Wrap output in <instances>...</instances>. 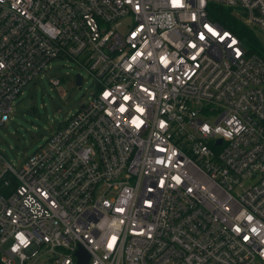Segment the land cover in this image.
Masks as SVG:
<instances>
[{"label":"built area","instance_id":"1","mask_svg":"<svg viewBox=\"0 0 264 264\" xmlns=\"http://www.w3.org/2000/svg\"><path fill=\"white\" fill-rule=\"evenodd\" d=\"M220 7L264 31V0H0V125L55 59L96 83L0 168V263L264 264V58Z\"/></svg>","mask_w":264,"mask_h":264},{"label":"rangeland","instance_id":"2","mask_svg":"<svg viewBox=\"0 0 264 264\" xmlns=\"http://www.w3.org/2000/svg\"><path fill=\"white\" fill-rule=\"evenodd\" d=\"M251 29L264 45V31L255 26ZM51 64L52 70L43 72L24 88L23 94L13 104L8 122L0 125V168H5L7 163L20 167L88 100L96 88L95 79L74 60L55 59ZM79 72L85 76L81 88L74 79ZM53 75L63 78L59 88L50 82Z\"/></svg>","mask_w":264,"mask_h":264},{"label":"trees","instance_id":"3","mask_svg":"<svg viewBox=\"0 0 264 264\" xmlns=\"http://www.w3.org/2000/svg\"><path fill=\"white\" fill-rule=\"evenodd\" d=\"M214 15L219 22L230 29L235 30L247 43L250 53L257 54L264 58V45L257 39L253 29L232 14V11L224 7L218 8ZM2 264V263H0Z\"/></svg>","mask_w":264,"mask_h":264},{"label":"water","instance_id":"4","mask_svg":"<svg viewBox=\"0 0 264 264\" xmlns=\"http://www.w3.org/2000/svg\"><path fill=\"white\" fill-rule=\"evenodd\" d=\"M81 81H82V76L78 75L77 83L81 84ZM76 256H77L76 264H89L91 256L84 246L79 245L78 249L76 250Z\"/></svg>","mask_w":264,"mask_h":264},{"label":"clouds","instance_id":"5","mask_svg":"<svg viewBox=\"0 0 264 264\" xmlns=\"http://www.w3.org/2000/svg\"><path fill=\"white\" fill-rule=\"evenodd\" d=\"M225 135H227V136H231V133H226ZM18 239L20 240V242H21L22 244L26 243L25 238L23 237V234H20V235L18 236ZM12 250H13V251H16L17 249H16V247L14 246Z\"/></svg>","mask_w":264,"mask_h":264},{"label":"snow or ice","instance_id":"6","mask_svg":"<svg viewBox=\"0 0 264 264\" xmlns=\"http://www.w3.org/2000/svg\"><path fill=\"white\" fill-rule=\"evenodd\" d=\"M125 99H127V98H125Z\"/></svg>","mask_w":264,"mask_h":264}]
</instances>
